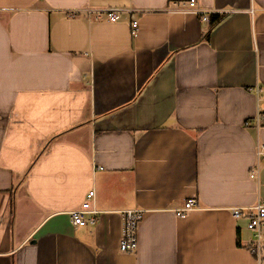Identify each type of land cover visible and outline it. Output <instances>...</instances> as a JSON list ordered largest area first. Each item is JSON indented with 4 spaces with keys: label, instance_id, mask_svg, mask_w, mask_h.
Listing matches in <instances>:
<instances>
[{
    "label": "crops",
    "instance_id": "1",
    "mask_svg": "<svg viewBox=\"0 0 264 264\" xmlns=\"http://www.w3.org/2000/svg\"><path fill=\"white\" fill-rule=\"evenodd\" d=\"M187 1L0 0V264H264L231 215L264 201V0H198L209 41Z\"/></svg>",
    "mask_w": 264,
    "mask_h": 264
},
{
    "label": "built area",
    "instance_id": "2",
    "mask_svg": "<svg viewBox=\"0 0 264 264\" xmlns=\"http://www.w3.org/2000/svg\"><path fill=\"white\" fill-rule=\"evenodd\" d=\"M127 13L133 15L138 13L136 10H125ZM184 12H192L199 16L204 23H210L211 12L203 10L198 0H188L183 4ZM89 13V11H87ZM123 11L117 9H109L95 14V19H105L111 23H116L121 20V13ZM75 15V13H74ZM131 34L136 36L138 31V21L133 19L131 21ZM251 91L258 98L261 103L260 93L264 92L259 86L251 89ZM254 123L259 126L264 122V109L259 105ZM251 122H247L250 125ZM256 156L258 163L264 162V143L257 146ZM258 170L252 172L251 177H258ZM95 191L91 190L86 195L85 201L81 207L71 212L72 224L75 228H84L94 226L97 223V216L99 214L95 207ZM197 208V203L194 199L184 202L183 208L176 211V216L185 218L187 215ZM122 218V234L119 242V250L125 254H135L138 248V232L140 225L144 219L145 211L139 209L125 210L121 213ZM231 215L234 219H245L246 229L251 233L250 242L248 244L249 251L257 258H261L264 252V201L259 200L254 206L248 208H233Z\"/></svg>",
    "mask_w": 264,
    "mask_h": 264
},
{
    "label": "trees",
    "instance_id": "3",
    "mask_svg": "<svg viewBox=\"0 0 264 264\" xmlns=\"http://www.w3.org/2000/svg\"><path fill=\"white\" fill-rule=\"evenodd\" d=\"M225 16L223 15H212L211 16V20H210V27H209V30L206 34V41H209L210 39V35H211V31L212 29L218 24L220 23L223 19H224ZM37 158L32 162V164L29 166L28 168V171L32 168V166L35 164Z\"/></svg>",
    "mask_w": 264,
    "mask_h": 264
}]
</instances>
